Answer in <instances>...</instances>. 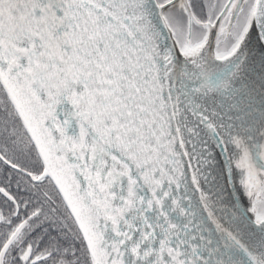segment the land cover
Here are the masks:
<instances>
[{
    "label": "snow or ice",
    "instance_id": "6c2138e0",
    "mask_svg": "<svg viewBox=\"0 0 264 264\" xmlns=\"http://www.w3.org/2000/svg\"><path fill=\"white\" fill-rule=\"evenodd\" d=\"M0 264H264V0H0Z\"/></svg>",
    "mask_w": 264,
    "mask_h": 264
}]
</instances>
